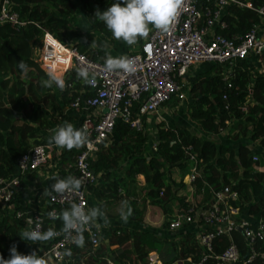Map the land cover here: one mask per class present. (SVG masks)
<instances>
[{"label": "trees", "instance_id": "trees-1", "mask_svg": "<svg viewBox=\"0 0 264 264\" xmlns=\"http://www.w3.org/2000/svg\"><path fill=\"white\" fill-rule=\"evenodd\" d=\"M7 9L15 12L21 26H12L8 22L0 23V176L7 177L15 173V163L26 150L34 145L45 144L44 133L54 126L71 123V117L64 112L69 103L82 91L88 95L87 86L77 77V71L71 67L65 70L62 78L66 82L65 90L59 92L60 104L56 101V91L42 86V80L48 79L46 73L35 61L32 48L44 32L49 33L57 42L74 47L77 52L91 59L104 62L105 53L93 49L83 39V33L73 27L70 18L79 7L94 33L111 37L110 31L102 21L94 17L95 10H106L116 0H6ZM256 8L261 0H240ZM1 3V0H0ZM222 19L225 29L216 28V32L225 37L233 34L243 35L253 23L259 21L255 12L249 8L226 7ZM55 44L57 53L65 54ZM23 61L27 68L19 67ZM250 57L237 60L233 65H205L202 70L191 68L186 73L185 84L180 87L192 100L186 105L187 117L194 122L200 135L185 127H169L164 123L156 124L157 141L155 151L145 155L146 136L142 130H135L127 124L117 122L114 132L117 141L99 143L98 150L88 158L89 167L99 178L93 186L92 195L97 207L108 219H119L123 202L133 209L128 222L139 223L147 206L158 207L162 213L169 214L172 207L185 208L188 186L182 178L187 174L190 163L187 154L194 155L196 169L200 172L192 183L193 192L201 200L209 198V189L226 185L235 192L237 203L246 208L248 214L264 218V170L260 171L262 157L246 144L235 148L217 143L213 138L225 128L230 129L240 121L239 134L248 135L249 141L256 143L264 152V70L253 67ZM56 62L45 68L57 75L67 66ZM180 84V82H178ZM179 99L171 96L167 103L176 106ZM76 128H80L79 124ZM78 149H61V159L67 162ZM68 157V158H67ZM143 177V185L138 186L135 176ZM11 202L14 210L4 208L0 215V255L10 258V246L17 245V251L23 253L26 244L20 238L22 221L14 216L15 210L23 209L22 194L16 193ZM26 206V205H25ZM27 207V206H26ZM48 208V207H47ZM64 209H57L59 214ZM126 210V209H125ZM163 229L167 228L166 222ZM62 221L44 219V229L61 231ZM85 236V246L69 247L73 259L83 260L86 264H107L109 258L116 264H145L151 251L158 252L156 245L159 237L154 231L130 229L125 225H110L106 229V242L91 247ZM239 246L242 241L239 233H233ZM175 243L166 242L165 252L157 253L161 264H170L177 254L180 257L190 253L197 256L193 235L182 233ZM156 242V244H155ZM32 243V242H31ZM226 243L220 238L218 246ZM33 245V244H31ZM162 246V247H163ZM218 248V247H217ZM243 255V254H241ZM237 264H242L239 261ZM247 264H264L263 257H255Z\"/></svg>", "mask_w": 264, "mask_h": 264}, {"label": "built area", "instance_id": "built-area-1", "mask_svg": "<svg viewBox=\"0 0 264 264\" xmlns=\"http://www.w3.org/2000/svg\"><path fill=\"white\" fill-rule=\"evenodd\" d=\"M6 5L7 1L1 0L0 23L23 25L16 13L8 11ZM230 5L249 8L255 12L259 21L264 22V0L256 8L240 0H185V6L170 32L163 33L153 28L147 39H143L135 50L124 55L135 58L137 62V71L130 75L122 72L107 73L101 59H91L77 52L74 47L57 42L49 33L42 34V39L47 36L54 40L66 53L69 64L62 69V73L71 67L76 71L86 67L95 73L96 83L94 86L86 85L89 94L84 95L86 91H82V95L76 96L68 105L69 109L81 114L79 126L86 128L89 133L90 142L78 149L72 162L67 165V176L82 179L84 187L79 193H53L55 199L47 196L48 208L45 210L30 209L20 202L23 209L15 210L14 216L24 223L25 230H33L39 225L40 231H47L44 229V219L50 218L49 213H57V209H68L72 203H82L89 209L87 189L95 183L97 176L90 169L88 158L98 150L99 143L114 131L117 122L127 124L137 131L142 130L147 114L155 112L171 96L182 100L184 95L180 87L186 83V73L191 67L201 64L231 66L245 57L255 61L264 56V32L258 31L259 21L253 23L243 35L225 37L216 32V28H226L222 16ZM42 68L48 72L44 66ZM150 149L154 152L155 145ZM48 159L49 146L34 145L16 161L13 175L0 176V215L4 208L14 210L11 200L16 193L22 194L21 188L26 183L27 175L45 165ZM187 159L190 167L183 183L188 186L185 198L188 205L177 208L166 220V225L169 231H175V242L180 240L182 233H191L197 256L194 258V254L190 253L180 257L177 254L170 264H237L239 261L247 264L255 257H263L264 218L248 214L245 205L237 203L235 192L226 185L217 189L210 188L207 200L198 199L194 195L192 183L200 172L196 169L194 155L187 154ZM53 183L55 180L49 188ZM29 217L34 220L31 225L26 224ZM236 231L242 241L241 246L233 236ZM57 233L48 242L33 244L41 252L39 255L55 264H86L82 259L74 260L73 255H64L74 243L61 231ZM84 233L92 253L101 240V230L93 223L87 226ZM221 237L226 240L223 247L218 246ZM105 261L107 264H116L109 258ZM145 264L161 263L155 252L151 251Z\"/></svg>", "mask_w": 264, "mask_h": 264}, {"label": "clouds", "instance_id": "clouds-1", "mask_svg": "<svg viewBox=\"0 0 264 264\" xmlns=\"http://www.w3.org/2000/svg\"><path fill=\"white\" fill-rule=\"evenodd\" d=\"M185 6V0H116L106 10H95L94 17L102 21L110 31L112 37L117 41H123L129 46L136 45L141 39H147L150 31L154 28L160 32H170ZM151 26V27H150ZM91 46L96 47L95 41ZM107 48V44L101 45ZM19 67L26 70L27 65L19 62ZM104 71L107 73L122 72L133 74L137 71V62L135 58L128 56L113 57L107 54L104 59ZM48 79L42 80V86L51 88L55 85L61 91L65 90V80L55 72L49 70L46 73ZM77 77L86 85H95L96 77L94 72L83 67L77 71ZM89 133L86 128H76L72 123L65 122L54 130L48 143L60 149H80L89 143ZM39 155V153H37ZM55 183L50 188H45L42 193L44 196L55 199L52 195L65 194L70 192H81L84 187V181L74 176L66 178L54 177ZM126 209V210H125ZM133 209L123 202L120 210L121 219L127 223L132 215ZM49 217L53 220L62 221L61 232L80 248L85 246L84 232L87 226L103 220L104 226L109 225V220L105 213L99 207L86 209L81 203H72L70 208L62 210L59 214L50 212ZM34 223L32 217L26 220V224ZM75 233V235H73ZM53 228L47 231H40L39 225L33 230H25L20 235L24 241H30L32 244L45 243L57 236ZM10 258L5 259L0 255V264H47L46 259L38 255L36 251L30 254H21L17 251V245L10 246ZM65 256H71V249H67Z\"/></svg>", "mask_w": 264, "mask_h": 264}, {"label": "crops", "instance_id": "crops-1", "mask_svg": "<svg viewBox=\"0 0 264 264\" xmlns=\"http://www.w3.org/2000/svg\"><path fill=\"white\" fill-rule=\"evenodd\" d=\"M77 15H85L84 12L79 7H77V9L75 11V14H74V16L72 18H70V21L72 19H74L75 17H77ZM72 25L75 28L74 24H72ZM87 26H88V28H90L88 23H87ZM258 28H259L258 29L259 32H264V22L263 21H259ZM75 29H77V28H75ZM83 35H84L83 39L88 41L90 43V46H91L92 42L95 41L96 47L91 46L93 49L102 50L105 53V56L108 54L107 48H103V47H101V45H104L106 41H109V39H103L100 36L101 34L94 33V32L91 35H87V34L86 35L83 34ZM98 36H100V37H98ZM44 40H46L47 43L51 45L52 49L57 52L55 44L53 43L52 39H49L47 36H45V37H43L42 41L44 42ZM142 40L143 39H141L139 42L141 43ZM110 46L111 45H109L108 49H110ZM45 47L46 46L44 45V48H43V44H42V53H41V60L42 61H41V64L44 61L43 50L45 51V49H46ZM135 48H137V46H134V45L131 46V48L129 49V51H127V53L130 52V51L135 50ZM57 54H58L57 58H59V60H57L56 63L61 65L66 60H65V58H62L59 53H57ZM61 59H62V62H60ZM62 69H61V71H62ZM260 71H262V70H260ZM62 74H61V76H62ZM58 97H59V94L58 95L56 94L55 95L56 101L60 104V100H59ZM64 112L71 117V119H72L71 123L75 127H77L78 124H79V120H80L81 114L79 112H75V111L69 109V107H66L64 109ZM166 115H165V113H162V112L159 113V111L157 109L155 112H151V113L147 114L144 117V123H145L144 132L147 133L148 130L152 131L151 135L147 134V136H146V144L147 145H146V148H145V150H146L145 155H149L152 152L150 147L152 145H154L155 142L157 141L156 123L158 121H160V120L161 121H163V120L165 121V118L167 117ZM191 124H194V122L190 121V125ZM165 126L180 127L178 125H172V124H169V123H165ZM193 126L194 125H191V129L193 130V132L195 131L194 133L196 135H200L201 134L200 131L198 129H195ZM239 126H240V121H237L236 125L233 128L232 127L230 129L225 128L224 130H222L219 133H217L213 139L217 143L226 144V145H228L230 147H233V148H235L239 144H246L251 150H253L256 154H259L262 157V162L260 164L261 166L257 167V169L260 170V171L264 170V152L261 150V148L255 142L252 143V142L249 141L248 135L239 134V132H240L239 131ZM148 128H150V129H148ZM54 130H55V128H54V126H52L49 131L47 130L44 133V136H43V139H42L45 142V144H47L49 146V148H50V159H48V161L45 163V165H43L42 167L38 168L33 173L28 174L27 177H26V183L24 185H22V188H21L22 189V196H23L24 201H25V205L28 208H30V209H40V210H45L46 209V207H47V202H46L47 196H44L42 194L44 192V189L45 188H49V185L51 184V182L55 180L54 177L66 178L67 177V165L70 162H72V160H73V156L69 157V158H71V160L68 161V162L65 159L64 160L61 159V156H60L61 149L56 147V146H54V145H50L48 143L49 138L54 133ZM152 138L155 141L150 140ZM117 139L118 138H117L115 132L113 131L107 137V139L105 141V144H112V143L116 142ZM188 172H189V169H188ZM188 172H187V174H188ZM186 175H184L183 178H185ZM183 178H182V181L184 180ZM99 181L100 180L97 177L95 183L87 189V201H88V208L89 209L93 208V207H97L96 201L94 200V197L92 195V188H93L94 185L99 183ZM135 181H136V184L138 186H142L143 185V177L141 175L135 176ZM168 218L169 217H167L166 220ZM108 220H109V225L108 226L115 225V224H117L116 222L120 221V220L124 223V221L121 218L116 219V220H114V219H108ZM94 224L97 225L100 228V230H101V235H102L101 239L102 238L106 239V229H107L108 226H106V227L104 226L103 220H99V221L95 222ZM125 225L127 227L128 226V222L125 223ZM22 226H23L22 227V230H23L25 228L23 222H22ZM159 233H160V237L163 238L164 240H166L167 242L175 243V241H176L175 237H174L175 231H169L167 228H165V229L162 228ZM31 244H32L31 242H28L26 244V248H25V250L23 251L22 254L27 255V254H30L33 251H36L38 253V255H39L41 252L38 249L34 248V245H31ZM155 254L157 256L156 252H155ZM46 261H47V264H55L53 261H51L49 259H46ZM159 262H160V260H159Z\"/></svg>", "mask_w": 264, "mask_h": 264}, {"label": "rangeland", "instance_id": "rangeland-1", "mask_svg": "<svg viewBox=\"0 0 264 264\" xmlns=\"http://www.w3.org/2000/svg\"><path fill=\"white\" fill-rule=\"evenodd\" d=\"M71 22H72V24H74L75 28H77V30H80L83 34H85V35L86 34L87 35L93 34L92 30L90 28H88V26H87L85 15H77V17L72 19ZM100 36L103 39H109V41H106L105 44H107L108 54H111L113 57L123 56L131 48V46L125 44L123 41L115 40L112 36L109 38L104 37L103 35H100ZM100 36H98V37H100ZM41 44H43V48H44V45L46 46L45 51L43 50L44 61L42 62V64H41V62L39 63L40 68L43 69L42 68L43 66H44V68H47L52 63L57 62V60H59V58H57L58 54L56 51H54L52 49L51 45L48 44L46 40H44V42H43L42 37H40L32 48V53H33V57H34L35 61H41V53H42V45ZM139 44H140V42H138L134 46L138 47ZM109 45H111L110 46L111 50L108 49ZM60 62H62V59L60 60ZM253 65H254L253 67H256L259 70H264V56L257 58V60L255 62H253ZM197 66H198L197 70H202L205 68V65H197ZM193 67H191V68H193ZM191 68L189 70H191ZM61 74H62V71L58 75L61 76ZM52 89H53V91H56L57 95L59 94V92H57V89L54 85H53ZM183 95H184V98L182 100H179L176 106H171L170 103H167L169 101V100H167V101L163 102L157 108L159 113L162 112V113H165V115L167 114L165 121L160 120L158 122H162L164 124L169 123L172 125H178L180 127L188 128L189 130H192L191 125H194L193 127L195 129H198V126L195 123L190 125L191 120L187 117V114H186V105L189 102H191L192 100L187 96V94L185 92H183ZM148 129H150V128H148ZM151 133H152L151 130L147 131V134L151 135ZM150 140L155 141L153 138ZM145 153H146V150H145ZM197 198L199 199V197H197ZM176 209L177 208H175V206H173L171 213L164 214L161 212V210L158 207L147 206L141 221L139 223L133 222L131 224H130V222L127 221L128 222L127 227L130 229H136V230L154 231V233L157 235V237H159V240L157 242L158 245H156V248L158 247L157 253L160 252L159 251L160 248H161V252L162 251L165 252L167 249L163 246V244H165L167 241L160 237L159 232L162 229V227H164L163 224L166 222V218L170 217ZM116 219H114V220H116ZM116 223L118 225H125V222L123 223L121 220L117 221ZM105 240L106 239L102 238L97 246H103L104 243L106 242ZM155 244H156V242H155Z\"/></svg>", "mask_w": 264, "mask_h": 264}, {"label": "bare ground", "instance_id": "bare-ground-1", "mask_svg": "<svg viewBox=\"0 0 264 264\" xmlns=\"http://www.w3.org/2000/svg\"><path fill=\"white\" fill-rule=\"evenodd\" d=\"M60 55H61L62 58H65V60L68 62V60H67V58H66V57H67V56H66V53H65V54H60ZM68 64H69V62H68Z\"/></svg>", "mask_w": 264, "mask_h": 264}, {"label": "water", "instance_id": "water-1", "mask_svg": "<svg viewBox=\"0 0 264 264\" xmlns=\"http://www.w3.org/2000/svg\"><path fill=\"white\" fill-rule=\"evenodd\" d=\"M38 64L40 63V61H36Z\"/></svg>", "mask_w": 264, "mask_h": 264}]
</instances>
